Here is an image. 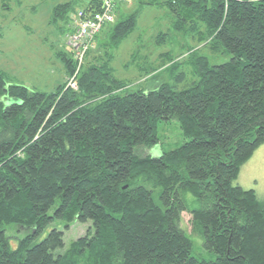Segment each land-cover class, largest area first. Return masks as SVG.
Here are the masks:
<instances>
[{"label":"trees","instance_id":"trees-1","mask_svg":"<svg viewBox=\"0 0 264 264\" xmlns=\"http://www.w3.org/2000/svg\"><path fill=\"white\" fill-rule=\"evenodd\" d=\"M145 5L167 7L174 31L202 45L185 57L197 77L190 87L130 90L115 76L114 52ZM76 10L58 5L54 21ZM99 45L102 54L80 67L71 51L59 53L69 79L52 93L0 69V264H264V198L236 184L264 144V0H142ZM166 58L168 71L183 65ZM174 120L181 145L139 154L160 145V123ZM184 212L214 260L194 256ZM75 222L92 226L66 248L58 225ZM9 227L26 230L16 247Z\"/></svg>","mask_w":264,"mask_h":264},{"label":"rangeland","instance_id":"rangeland-1","mask_svg":"<svg viewBox=\"0 0 264 264\" xmlns=\"http://www.w3.org/2000/svg\"><path fill=\"white\" fill-rule=\"evenodd\" d=\"M89 0H0V69L6 72L12 83L24 85L34 91L54 92L59 85L68 80L66 70L59 53L71 49L67 43L69 21L58 19L54 21L55 8L60 4L73 2L77 9ZM142 0H132L123 3L115 16V22L104 27L98 35L95 44L88 53L91 57L102 54L100 43H106L108 34L118 22L128 14L140 8ZM147 1V0H144ZM162 1V0H160ZM177 17L162 5H145L138 19L137 26L114 52L112 67L115 76L129 84L130 90L151 89L161 83H169L182 90L190 87L197 77L192 67L186 63V55L191 48L202 45L192 31L175 32L173 29ZM190 28V25H187ZM168 32L165 42L157 43V37ZM204 50V49H202ZM169 55H164V54ZM210 56L207 50H204ZM183 62L181 68L168 71L170 62L166 58ZM229 57L213 58V63H222ZM154 70V71H153ZM157 70V71H156ZM150 72L149 74H146ZM184 73V77H181ZM160 145L146 149L141 148L143 156H159L163 150H171L181 145L183 137L179 122H161L159 125ZM236 184L245 189H253L260 198H264V144L259 146L249 160L241 167ZM190 205L194 204L191 194H187ZM91 223H73L68 230L58 227L64 232L66 248L84 236ZM182 227L193 237L194 256L206 260H214L216 254L204 247L203 238L197 237L192 231V216L184 212ZM12 245L16 247L17 239L23 238L26 230L19 227H9L7 231Z\"/></svg>","mask_w":264,"mask_h":264},{"label":"built area","instance_id":"built-area-1","mask_svg":"<svg viewBox=\"0 0 264 264\" xmlns=\"http://www.w3.org/2000/svg\"><path fill=\"white\" fill-rule=\"evenodd\" d=\"M130 1L132 0H97L100 4L99 10L86 11L79 8L70 15L69 32L66 39L79 67L104 27L115 22L119 5ZM68 85L74 89L77 88L73 78Z\"/></svg>","mask_w":264,"mask_h":264}]
</instances>
